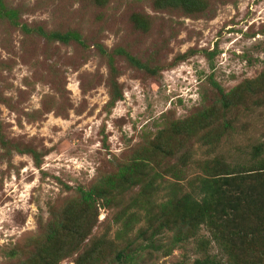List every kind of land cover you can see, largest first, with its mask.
<instances>
[{
    "label": "rangeland",
    "instance_id": "1",
    "mask_svg": "<svg viewBox=\"0 0 264 264\" xmlns=\"http://www.w3.org/2000/svg\"><path fill=\"white\" fill-rule=\"evenodd\" d=\"M260 159L264 0H0V264H22L59 206L105 175L114 185L57 264L85 261L93 241L110 250L100 264L123 247L126 264H191L200 238L225 258L214 211L174 244L167 201L185 195L180 225L200 179H224L213 210L232 230L245 183L264 195Z\"/></svg>",
    "mask_w": 264,
    "mask_h": 264
},
{
    "label": "trees",
    "instance_id": "2",
    "mask_svg": "<svg viewBox=\"0 0 264 264\" xmlns=\"http://www.w3.org/2000/svg\"><path fill=\"white\" fill-rule=\"evenodd\" d=\"M58 36L61 39L65 38L63 35ZM218 90L221 91L219 88ZM258 150L259 146L255 147V151ZM151 153L153 155L152 150ZM163 154L167 156L172 153L168 150L163 151ZM34 158L36 160V157ZM255 164H257L259 169H264V159H260ZM134 168L133 164L120 167L118 173L115 175L116 179H126V176L131 174ZM222 180L224 181V179L216 178L200 179L201 191L199 190V193H202L200 202L194 201L189 196L188 219H185L188 221H181L180 225L176 223V219L185 195L181 198L173 194L167 201L166 217H163L161 221L167 228L168 226L172 227L174 223L175 227H180L176 228L172 234V241L174 244H178L191 236L188 235L189 222L195 223L197 226L199 223L205 221L203 209L209 213L214 211L220 222L215 223L216 225L214 226L213 222L207 221V224H210L207 227L210 229L209 232L212 238L218 243L221 251L224 252L225 258L208 255L206 252L208 240L200 238L198 248L201 250V255L195 258L191 264H255L257 261L264 264V227H262L264 223V195L255 191L256 186L254 184L249 185L245 183V186H248V191L245 194L242 193L241 197L247 200L245 204L246 209L244 213H238L240 219H238L236 225L234 224L233 229L227 230L229 224L232 222V218L223 215L224 210H213L221 204L215 203V201L217 200L218 191H220L218 183L221 184ZM114 182L111 176L105 175L100 180L94 181L87 189H78L76 191L77 196L66 199L65 203L59 206L60 211L56 215L52 213L53 215L49 219L48 224L46 223L38 236L33 238L31 243L32 249L28 254V258L22 264H57L62 258L70 254L71 249L77 248L83 240L82 234L84 233L82 211L87 209V207L94 206L96 198L103 199L105 190L102 189V186L107 185L111 188ZM104 201L105 203L107 202L106 200ZM171 208L176 209V212H171ZM156 229H159V225L156 226ZM73 231L75 232L73 233ZM256 248H263V250H257V252H261V255H258L256 260H252L246 256L249 253L255 252ZM103 249L104 247L102 246L101 251L100 243H96V241L91 242L81 255V258L85 261L78 258L77 264H100L110 253V250L108 254L104 253ZM124 251V247L115 250L111 262L117 264L131 263L132 259L130 255L124 254ZM108 262L110 263V261Z\"/></svg>",
    "mask_w": 264,
    "mask_h": 264
}]
</instances>
